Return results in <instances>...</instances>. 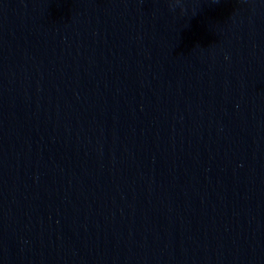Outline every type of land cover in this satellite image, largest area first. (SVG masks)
Instances as JSON below:
<instances>
[{"label": "water", "instance_id": "1", "mask_svg": "<svg viewBox=\"0 0 264 264\" xmlns=\"http://www.w3.org/2000/svg\"><path fill=\"white\" fill-rule=\"evenodd\" d=\"M0 264H264V0H0Z\"/></svg>", "mask_w": 264, "mask_h": 264}]
</instances>
